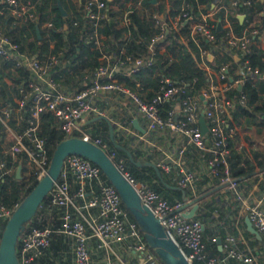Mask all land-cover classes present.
Segmentation results:
<instances>
[{"label": "built area", "instance_id": "2783aa9c", "mask_svg": "<svg viewBox=\"0 0 264 264\" xmlns=\"http://www.w3.org/2000/svg\"><path fill=\"white\" fill-rule=\"evenodd\" d=\"M80 1L88 15L85 39L92 43V47L99 49V63L83 84L74 89H65L58 75L59 67L64 66L65 49L53 51V42L50 41L47 52L40 49L29 51L22 48L12 31L15 21L33 22L39 31L49 34L52 21L40 16L37 10L39 0H0V68L23 71L16 80L19 93L13 96L12 103L0 106V123L9 141L7 145L1 142L0 180L16 172V168L7 165L5 156L14 157L18 153L26 155L27 171H32L38 180L46 173L50 161L48 147L38 134L42 113L54 115L65 138L80 131V135L76 136L90 140L105 150L106 144L102 139L91 138L87 130L79 127V121L87 115L107 116L100 101L107 95L115 94L133 102L145 120L146 132H164L180 137L175 152H163V156L154 161L165 172H177L178 187L194 191V183L201 173L185 164L186 149L194 146L200 152H208L209 156L203 158L206 162L205 175L210 178L219 176V183H225L226 190L234 191L238 204L246 212L252 226L264 235V206L260 201H247L246 194L237 188L236 181L230 176L225 157L228 151L227 136L236 133L232 111L237 102L244 103L246 100L242 92L237 98L228 96L227 92L234 87L241 88L248 81L264 79V69L259 71L251 67L246 58H241L250 51L252 45L264 49L260 44L264 43V25L259 18L246 20L244 17L243 21L247 23L237 33L228 16V12L236 11L239 4L249 5L251 0H232L222 18L216 14L221 5L213 3L212 9L202 13L199 20L188 21L192 34H199L210 42L215 40L212 29L219 22L227 29L225 46L219 43L214 46L230 57L238 56L240 65L234 73L227 71V63L218 69L207 64L202 66L209 77L205 87L197 94L187 93L183 80L162 75L149 99L131 90L119 81L118 76L132 77L142 67L155 62L156 48L166 32L169 29L178 31L180 23L192 16L188 5L181 7L173 17L169 16L168 10L153 12L156 31L147 44V54L137 56L125 52L122 47L111 49L109 43L105 44L106 36L99 28L108 17V0ZM238 14L241 13H235L237 18ZM259 14H264V11ZM122 20L125 24L130 21L127 12ZM201 53L207 59L213 52L202 49ZM4 80L8 84L12 83L9 77ZM165 103H169V107H164ZM176 104L179 106L176 107ZM201 112L207 125L204 133L199 123ZM112 122L117 129L128 134L134 130V127L131 130L132 123H124L122 119ZM139 135L144 136L137 133V138ZM108 155L134 185L141 201L153 211L192 264H236L234 260H250L239 248L237 237L232 233H226L221 240L220 255L209 254L202 233L203 223L199 219L185 216L182 201L170 202L146 181L135 179L125 169L123 158L118 157L114 149ZM69 176L79 182L73 193L70 192ZM45 198V208L59 209V225L54 226L50 221L44 226H34L27 221L16 244L19 264H30L34 258L42 255L52 244L54 233L68 240L67 251L72 253V264H164L148 245L137 222L129 216L115 187L103 176L99 166L88 158L79 154L65 156L58 178ZM18 204L15 203L12 208L6 206L0 191V220H7ZM211 241L217 243V237L212 236ZM64 251L59 250V254H53L49 264H63V257L66 259L62 255Z\"/></svg>", "mask_w": 264, "mask_h": 264}, {"label": "trees", "instance_id": "16d2710c", "mask_svg": "<svg viewBox=\"0 0 264 264\" xmlns=\"http://www.w3.org/2000/svg\"><path fill=\"white\" fill-rule=\"evenodd\" d=\"M60 1L67 11L66 15L60 12L58 0H39L37 4V10L42 19H51L52 21V27L48 35H45L42 30L37 33L36 25L33 22L20 23L15 21L12 29L15 33L14 37L20 42L22 48H27L29 51L40 49L43 52H47L50 49V41L53 42V51L64 48V66L59 67L58 73L71 71L73 72L71 76L75 75L77 80H84L83 78L87 80L94 67L99 63L98 55L100 54L99 49L92 47V43L85 39L88 25L87 10L84 9L83 2L80 0ZM132 1L135 0H108V17L102 22L99 31L111 38V40L114 39L116 44L119 45L109 48L116 49L117 47H122L127 53L137 56L146 55L148 51L147 44L151 41L156 31L152 19L153 12L148 14L139 12ZM231 1L168 0L169 7L165 9L161 0H154V2L153 0H141L144 6L152 7V11L154 12L168 10L167 12L171 17L178 14L181 7L188 5L192 20H199L202 13L212 9L213 3L221 5L216 14L222 18L227 5ZM261 11H264V0H251L249 5L239 4L236 11H233L234 13L228 12L233 30L240 33L247 23L246 21L239 22L235 16L236 12L244 13L246 20L255 17L259 18L262 25H264V14L258 15ZM125 12H127L130 21L122 24L121 21H123ZM189 26L188 23H180L178 31L169 29L163 41L156 48L155 62L142 67L132 77L119 75V81L123 82L144 99H149L158 87L159 79L162 75H168L172 79L183 80L186 84V92L197 94L202 87H205L209 77L208 73L199 65L202 59L214 69H218L223 63H227V71L231 74L234 73L238 67L239 60H236L234 56L230 57L225 51L214 46L218 43L223 47L225 46L224 38L226 37L227 29L224 27L218 29L215 26L212 29L215 40L214 42H210L199 34H192ZM125 33L127 35H124ZM181 39L184 41H181ZM104 42L108 44V39H105ZM202 49L211 50L215 54V57L212 60L206 59L201 53ZM217 51L219 52L218 54H216ZM243 57L248 60L251 67L257 68L259 71L264 69V49L252 45L250 51L245 53L241 58ZM22 73L23 71L18 72L10 68H0V106L13 102V96L19 93L16 87V80ZM5 77L11 78L12 83L8 84L4 80ZM68 79H65V81H68ZM241 92L245 94L246 100L244 103H236L232 111V118L242 129H254L255 136L261 133L262 140L260 141L264 143V132H261L264 131V79L248 81L241 88L234 87L227 92V95L237 98ZM164 105V107H169V103H165ZM122 122L131 124V119H122ZM88 126L90 127L87 131L91 138L100 137L106 144L105 150L108 153L114 149L117 156L123 158L125 169L135 179L146 181L162 197L170 202L177 200L184 202L185 197L194 198L220 182L219 176L216 175L212 177V185L206 189H200L199 186L203 181L197 180L194 183L195 193H193V189L191 188H172L170 185L176 186L177 172L175 170L165 172L159 167H157L159 171L157 172L154 167L144 164L145 161L152 160V158L139 145H132L133 136L117 129L114 125L112 140L110 138L108 123L102 118L91 121L82 128ZM79 132L75 131L73 134L80 135ZM38 134L44 139L48 147L49 157H51L57 143L65 138V133L60 129L56 118L51 113H42L40 115ZM0 137L2 139L0 140V147L1 142L7 145L9 141L1 123ZM245 139L248 140L249 137L245 135ZM238 142L237 133L227 136L226 148L228 151L225 157L230 176L235 179L237 188L246 194L258 180L259 174L254 173V171L256 169H263L261 174L264 176V150L260 148L247 150L244 146L237 147ZM115 143L129 150L131 158L125 150L116 147ZM190 151L200 155L204 159L209 156L208 152H200L196 147L189 146L185 151L184 159L190 154ZM5 158L9 166L17 168L18 165H21L19 176L16 175V172H13L11 175L4 176L3 180H0L3 203L12 208L15 203H19L36 185L38 179L32 171H27L25 164L26 155L24 153H18L14 157L6 155ZM136 161H140L141 164H136ZM69 183L70 192L73 193L77 189L79 182L73 176H69ZM216 195H219V199L215 198ZM224 195L226 198L222 197L220 191H216L209 195L208 200L202 199L199 202L197 213L191 217V219H199L203 223V238L206 242L207 251L211 255H220L222 253L216 241H211L212 236H220L221 240H223L226 233H236L234 221L238 219V201L232 190H227ZM45 201L46 198L43 199L35 215L29 222L34 226H44L52 221L54 226H58L59 209L57 207H51V209L45 208ZM127 211L129 216L134 219L131 212L128 209ZM5 222L6 220H0V236ZM240 224L244 228L245 235L253 237L250 244L256 246L260 251H264V235L260 239L256 238L246 230L242 218H240ZM68 249V240L54 233L52 244L44 250L42 255L34 258L30 264H49L52 254L57 255L59 250L64 251ZM234 261L237 262L236 260ZM261 263L264 264V261H261ZM194 264L198 263L194 262Z\"/></svg>", "mask_w": 264, "mask_h": 264}, {"label": "water", "instance_id": "95a60500", "mask_svg": "<svg viewBox=\"0 0 264 264\" xmlns=\"http://www.w3.org/2000/svg\"><path fill=\"white\" fill-rule=\"evenodd\" d=\"M58 7L63 15L67 14V11L62 6L60 0H58ZM237 16L242 22L245 14L241 13ZM191 19L192 16L188 17L187 19L183 20L182 24H187ZM221 27V23L219 22L217 28L219 29ZM36 32L39 33L38 27H36ZM209 59H212V54H209ZM178 106L179 104H176V107ZM101 118L106 120V122L108 123L110 138L113 140L114 123L111 122L107 116L97 115L94 116L90 121ZM132 122L134 126L143 131V128L138 125L136 119H132ZM199 123L201 132L204 133L207 130V125L203 116V112H201V115L199 117ZM115 145L116 147L125 150L128 156L131 158V152L129 150L118 143H115ZM68 154L82 155L99 166L103 174L107 177L109 182L119 193L124 206L133 215L139 229L143 232L148 245L155 251L156 255L164 264H192L185 257L183 250L180 248L177 241L172 237L170 232L154 215L153 211L141 201L134 185L118 168V166L113 161V159H111L108 153L94 142L85 140L82 137L76 135L64 138L57 143L50 157L46 173L19 202V204L12 211L10 217L6 220L0 236V264H19V259L16 251L18 236L24 229L25 223L35 215L39 205L52 188L54 182L57 180L61 166L63 164V160ZM136 164L140 165L141 162L136 161ZM144 164L154 167L156 171L159 172L154 162L145 161ZM262 170L263 169H256L254 173H259ZM20 171L21 165H18L16 168L17 176L20 175ZM225 185V183L219 184L218 186L188 200L185 197L186 201L183 205V208L187 205H191L188 210H185V216L187 218H191L198 208V202L200 200L206 198L216 190L223 188ZM172 187L177 188L178 186ZM245 221L248 230L254 233L260 239L262 235L252 226L250 219L246 217ZM202 228H204V225H202ZM217 243L219 249H221L220 236H217Z\"/></svg>", "mask_w": 264, "mask_h": 264}, {"label": "crops", "instance_id": "0c3cea01", "mask_svg": "<svg viewBox=\"0 0 264 264\" xmlns=\"http://www.w3.org/2000/svg\"><path fill=\"white\" fill-rule=\"evenodd\" d=\"M161 1L164 4L165 9L169 7L168 0H161ZM132 2H133V5L135 6V8L139 12H145L146 14L154 12V11H152L153 10L152 7L144 6L142 4L141 0H135ZM153 2H154V0H153ZM239 22H241V21L239 20ZM121 23L123 24L124 22L121 21ZM124 35H127V33H125ZM106 39H108V43L110 44V47L111 46L112 47L113 46H119L118 44H116V41L114 39L111 40V38H109L107 36H106ZM260 44L264 48V43L261 42ZM218 53L219 52L217 51L216 54H218ZM220 53H222V52H220ZM211 54H212V59H213L215 57V54L214 53H211ZM234 57L236 60H239L238 56H234ZM207 59L212 60V59H209V56ZM206 64L209 65L207 62H205L204 59H202L201 62L199 63V65L201 67L206 65ZM239 65L240 64L238 62V67H239ZM72 73L73 72H71V71L67 72V73L66 72H59L58 73L60 79L62 80L61 83L65 89H74L77 87V85H81V84H83V81H85V78H83L84 80H77L75 75L71 76ZM65 79H68V81H65ZM100 104L105 109V111L107 113L106 115L111 122L115 119H116V121H121V119L130 118L131 123H132L131 130H133L134 124L132 122V119L137 120L138 125L143 128V131H141L138 127L134 126L133 132H131V134H129V135L133 136L132 145H134V146L139 145L148 155H150L152 160H149V161H152V162L156 161L157 159H159L160 157L163 156V152H172V151L175 152L177 145L180 143V137H178L177 135H173L170 133L168 134V133H164V132H157V131L146 132L145 131V120L142 117V115H140V113H138V111L136 110V107L134 106L133 102L130 99H127V98L124 99V98L119 97L115 94H110V95H107L106 97H104L100 101ZM94 116H97V115L85 116L83 119H81L79 121V127H81L82 130H88L90 126H88L86 128H82V127L84 125L90 123L91 122L90 120ZM232 122L234 123L233 125L235 126L236 133L238 134L239 142L237 143V147L244 146L247 150H250L252 148H254V149L260 148L261 150H264V143L260 141V140H262V134L261 133H258L255 136L254 135V129L252 131L249 130L252 128L244 130L238 124H236L233 119H232ZM127 124H129V123H127ZM261 132H264V131H261ZM137 133L142 134L144 136L141 137L139 135V137L137 138ZM245 135H247L249 137L248 140L245 139ZM184 162L188 167H192L196 170H200L201 173L199 175L198 181H203L202 184L199 186L200 189H206L210 185L213 184L212 178L207 177L205 175L206 162H204L203 158H201L200 155H197V154L193 153L192 151H190V154L184 159ZM258 174H259L258 180L255 182L253 187L246 193V199H247V201H260V203L264 206V176L261 174V172H259ZM219 184H221V183H219ZM219 184L215 185L214 187L218 186ZM170 186L172 187V185H170ZM172 188H174V187H172ZM216 191H220L222 197L226 198L224 193L227 190L224 187L221 189H218ZM215 192H213V193H215ZM193 193H195V192L193 191ZM186 198H187V200L191 199V197H186ZM215 198L219 199V195H216ZM204 199L208 200L209 195ZM185 201H186V199H184L183 203H185ZM199 202H198V204H199ZM190 207H191V205H187L184 208H185V210H188ZM198 207H199V205H198ZM197 210H198V208L196 209L194 214L197 213ZM237 215H238L239 220L236 219L234 221V228L236 230V233L235 234L232 233V234L237 237V244H238L239 248L250 257V260L246 261V262H241V261L236 260L237 262H235V263L236 264H262L261 261H264V251H260L256 246H252L250 244V242L253 240V237L250 235L249 236L245 235L244 228L240 224V218L243 219V221L245 223V228H246V230H248L247 224L245 221L247 215H246V212L244 211V209L241 208L239 204H238V208H237ZM250 233H252V232H250ZM252 234L256 238H258L254 233H252ZM58 254H59V251H58ZM63 254L66 257V259H64V257H63V264H72V253L70 252V250L64 251L62 253V255ZM52 256H53V254H52Z\"/></svg>", "mask_w": 264, "mask_h": 264}, {"label": "rangeland", "instance_id": "374dc122", "mask_svg": "<svg viewBox=\"0 0 264 264\" xmlns=\"http://www.w3.org/2000/svg\"><path fill=\"white\" fill-rule=\"evenodd\" d=\"M250 131H252L253 129H249ZM79 134H80V132H79Z\"/></svg>", "mask_w": 264, "mask_h": 264}]
</instances>
